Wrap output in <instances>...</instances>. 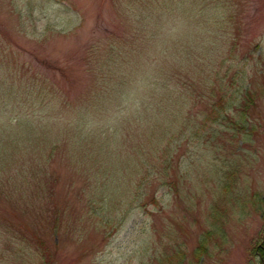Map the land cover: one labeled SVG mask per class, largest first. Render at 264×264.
I'll list each match as a JSON object with an SVG mask.
<instances>
[{"label": "rangeland", "instance_id": "374dc122", "mask_svg": "<svg viewBox=\"0 0 264 264\" xmlns=\"http://www.w3.org/2000/svg\"><path fill=\"white\" fill-rule=\"evenodd\" d=\"M248 91L237 137L204 123ZM263 235L264 0H0V264H264Z\"/></svg>", "mask_w": 264, "mask_h": 264}, {"label": "trees", "instance_id": "16d2710c", "mask_svg": "<svg viewBox=\"0 0 264 264\" xmlns=\"http://www.w3.org/2000/svg\"><path fill=\"white\" fill-rule=\"evenodd\" d=\"M157 86V84H156ZM157 88V87H156ZM160 89V88H159ZM121 91V90H120ZM119 91V92H120ZM114 91H112L111 93H113ZM118 92V93H119ZM103 97V95H101ZM110 98L112 96V94L109 95ZM100 97V99L102 100L103 98ZM224 97L225 96H219V98L217 100H214V101H211L210 102V105L208 106L207 108V112L205 113L204 115V123L205 124H208L210 125V127L213 125V124H216L215 122L218 120L220 125H223V123H227V122H230L232 123L233 127L235 128V131L233 132V134L231 135L232 138L234 137H237L239 134H240V131H241V128H242V125L246 126V127H249V125L245 124L244 122L249 118H247V116H249V111H250V105L252 104H255V96L253 93H250L249 91L247 92V97L246 98H243L242 101H240V104L237 106L236 108V112H235V115L232 116L230 113L227 112V107L225 106V101H224ZM171 97H168L167 100H169ZM174 98V97H173ZM173 98H171V101L173 100ZM179 99V98H178ZM166 101V100H165ZM167 102V101H166ZM236 107V104L233 105ZM88 115V112L87 111H80L79 112V116H84V118ZM162 116V114H158L156 116V118L158 117L163 124H165L168 120V116L166 117H160ZM153 119V118H152ZM171 121L170 124L171 127H172V121L173 120H170ZM166 128L168 129H171L170 126L168 125H164ZM219 125H216V127H218ZM201 127V126H199ZM99 136L101 135V133H99V131H97ZM93 136L96 135V134H92ZM96 137V136H95ZM96 139V138H95ZM112 148V146L110 147ZM109 148V149H110ZM107 190V188H106ZM56 215H60L59 211L56 212ZM55 223L58 224V222L56 221ZM262 242H264V235H263V238H262ZM264 244V243H263ZM262 262H264V252L262 253Z\"/></svg>", "mask_w": 264, "mask_h": 264}]
</instances>
